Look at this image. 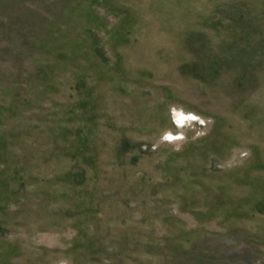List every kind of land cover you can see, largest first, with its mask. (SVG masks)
I'll return each mask as SVG.
<instances>
[{"label":"rangeland","instance_id":"rangeland-1","mask_svg":"<svg viewBox=\"0 0 264 264\" xmlns=\"http://www.w3.org/2000/svg\"><path fill=\"white\" fill-rule=\"evenodd\" d=\"M0 264H264V0H0Z\"/></svg>","mask_w":264,"mask_h":264},{"label":"clouds","instance_id":"clouds-1","mask_svg":"<svg viewBox=\"0 0 264 264\" xmlns=\"http://www.w3.org/2000/svg\"><path fill=\"white\" fill-rule=\"evenodd\" d=\"M169 115L172 123L178 129L177 132L166 131L159 139L162 144L173 146L174 150H179L177 147L178 142H182L185 137V129L192 128L196 124L203 125L205 120L194 112H186L183 107L172 105L169 108Z\"/></svg>","mask_w":264,"mask_h":264}]
</instances>
